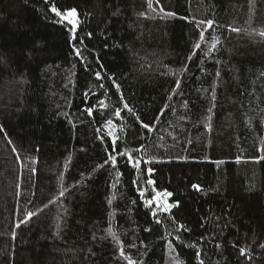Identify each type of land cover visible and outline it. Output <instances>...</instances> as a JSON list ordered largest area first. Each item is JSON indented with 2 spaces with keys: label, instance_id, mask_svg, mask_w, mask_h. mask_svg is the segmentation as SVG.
<instances>
[{
  "label": "trees",
  "instance_id": "obj_1",
  "mask_svg": "<svg viewBox=\"0 0 264 264\" xmlns=\"http://www.w3.org/2000/svg\"><path fill=\"white\" fill-rule=\"evenodd\" d=\"M49 6L0 0V264H264V0Z\"/></svg>",
  "mask_w": 264,
  "mask_h": 264
},
{
  "label": "snow or ice",
  "instance_id": "obj_2",
  "mask_svg": "<svg viewBox=\"0 0 264 264\" xmlns=\"http://www.w3.org/2000/svg\"><path fill=\"white\" fill-rule=\"evenodd\" d=\"M46 5H50L48 8V11L51 12L52 14H54L55 22L64 25L65 27L70 26L68 28L69 34H70V39L72 41H78L80 44H83V40L79 39L77 36V27L79 24L78 21V12L76 8H71V9H65V10H61V7L58 6V0H44ZM156 3L159 4V0H156ZM147 4H148V8L153 9L155 11V9L153 8V0H147ZM161 12H164L163 7L160 8ZM143 15V13H141ZM165 15L167 16H174L175 13L173 12H166ZM207 24L208 28H211L214 24V21L212 20H207V21H200L197 25V27H199L202 24ZM232 31H239V29H235L232 28ZM89 37L92 35L91 33L88 34ZM259 35L264 36V31L260 32ZM205 36H204V30L202 29L200 32V40H204ZM74 47V54L77 57L82 56V49L79 47H76L75 44L73 45ZM86 47V46H85ZM195 48H200L201 45L199 43L194 45ZM215 47V45H213V48ZM100 68H103V65L100 64ZM95 76L97 79H102L101 76V72L100 71H96L95 72ZM109 79H112V77H109ZM113 84L116 87V90L119 92V88L120 86L118 84L115 83V80H113ZM101 87H103V85H100ZM177 86H179V83L177 84ZM121 100H123V96L121 95ZM101 105H103V101L99 102ZM124 109H127L129 112L132 111V109H130L127 105V103H124ZM85 111L87 112V114L89 116L93 115V108L92 107H88L85 109ZM122 110H118L115 112V115L117 117L120 116ZM107 123L109 125H112L113 121L112 120H108ZM143 127L145 129H148L150 126L148 124H144ZM3 129L0 128V131H2ZM109 135L111 136L112 133L110 132ZM103 139V138H101ZM117 140L118 137H113L112 139V149L113 151L111 153L108 154L107 159L104 161L105 164H111L113 167H115L117 165V157L119 156L120 158H124L125 156L127 157V160L129 163H131L132 168L136 169L137 171L141 170V161L139 159H134V157L129 154L127 151H121V152H116V148H117ZM9 143H11V141H9ZM142 149H137V151H140ZM13 151H15V148H13ZM261 151H264V148L261 149ZM239 160V158H237ZM260 159H264V156H261ZM148 163V162H145ZM101 167H103V165H101ZM154 172V169L152 168H147V179H146V183L151 187V191L154 193L153 197L151 199H147L146 200V204L148 206H151L154 202H159L161 197H169L172 195V193L164 191V192H160V191H156V181L152 178V174ZM194 189L196 190H200L199 185H193L192 186ZM140 191V196L141 197H145L146 196V190L145 189H139ZM61 195H63V192H61ZM109 203H111V201H109ZM178 206V202L176 204H173L172 207H176ZM163 211L167 212L169 211V206L167 204H165L163 206ZM153 216H156V213L153 212L152 213ZM34 215H36L35 212H27L26 216L28 219H30L31 217H33ZM27 220H21L20 223H26ZM160 221L157 220V223H159ZM17 227H19V224H17ZM183 227V226H181ZM14 235V234H13ZM135 245H133L134 247ZM218 248L220 247L219 244L216 245ZM235 246V245H234ZM169 247L171 248L172 245L169 244ZM262 248H264V244L261 245ZM240 251V255L241 256H246L247 252L246 249L241 247L239 249ZM124 252L123 250H121V256H124ZM197 255H199V253H197ZM126 259H128V264H136V262L132 261L130 258L125 257ZM200 264H203V261L200 262Z\"/></svg>",
  "mask_w": 264,
  "mask_h": 264
},
{
  "label": "rangeland",
  "instance_id": "obj_3",
  "mask_svg": "<svg viewBox=\"0 0 264 264\" xmlns=\"http://www.w3.org/2000/svg\"><path fill=\"white\" fill-rule=\"evenodd\" d=\"M169 197H161L160 201L159 202H155L157 204L158 207H161V209H163V206L165 204H167L169 206V210H171L172 208V204L170 203L169 201Z\"/></svg>",
  "mask_w": 264,
  "mask_h": 264
}]
</instances>
